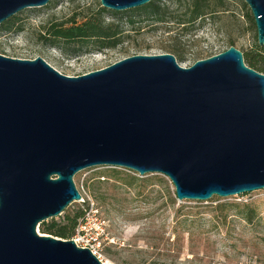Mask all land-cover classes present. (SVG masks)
I'll list each match as a JSON object with an SVG mask.
<instances>
[{"label":"water","instance_id":"water-1","mask_svg":"<svg viewBox=\"0 0 264 264\" xmlns=\"http://www.w3.org/2000/svg\"><path fill=\"white\" fill-rule=\"evenodd\" d=\"M51 1L0 0V25ZM244 1L264 46V0ZM101 165L164 174L180 200L264 189V73L234 45L188 67L136 54L78 76L0 53V264H106L38 231L82 199L74 176Z\"/></svg>","mask_w":264,"mask_h":264},{"label":"rangeland","instance_id":"rangeland-1","mask_svg":"<svg viewBox=\"0 0 264 264\" xmlns=\"http://www.w3.org/2000/svg\"><path fill=\"white\" fill-rule=\"evenodd\" d=\"M171 5L175 15L184 11L178 3ZM100 7L101 0H52L42 7L26 8L14 20L17 30L9 32L0 25V53L24 59L41 56L60 72L78 76L128 56L172 51L188 67L226 50L232 41L240 50L250 49L257 33L248 16L249 5L244 0H225L219 9H228L226 12L220 10L209 15L205 23L197 22L188 28L175 21L155 20L142 11L106 12L104 18L113 22L120 38L113 48L99 49L92 44L80 48L66 41L52 43L49 32L54 23L71 25L73 18L81 23ZM113 168L140 177H160L164 182L148 186L140 194L139 186L102 176ZM97 177L105 180H96ZM74 180L82 199L72 202L62 215L46 221L64 220L67 211L74 213L78 209H84L85 214L97 212L111 238L102 249L106 264H264V189L229 197L215 195L208 201L180 200L172 181L164 174L140 175L132 169L106 165L83 169ZM168 189L176 198L175 203ZM225 201H254L260 205L262 219L247 224L231 214L228 223H221L215 218L214 207ZM188 206L193 209L191 215L203 224L201 235L191 236L185 230L182 220L190 216ZM92 227L98 226L92 223Z\"/></svg>","mask_w":264,"mask_h":264},{"label":"trees","instance_id":"trees-1","mask_svg":"<svg viewBox=\"0 0 264 264\" xmlns=\"http://www.w3.org/2000/svg\"><path fill=\"white\" fill-rule=\"evenodd\" d=\"M169 3L160 1V0H151L149 3L130 9L129 11H116L108 9L106 7H100L97 12H92L86 16V19L81 23H78L76 18L70 19L72 21L71 25H67L64 22L54 23L51 26L49 34L52 36L51 41L53 44H58L60 41H66L69 44H76L82 48L84 45L88 47L92 44L94 47L99 49H107L116 47L120 38L118 32L114 28L113 22H107L104 18L106 12L113 13H127V12H136L142 11V13L158 21H175L178 24H183L187 26H195L197 22L205 23L209 15H214L218 11H227L228 9H219L220 6L225 5V0H216L214 4L211 3V0H169ZM172 2L178 3L181 5V9H184L182 13H176L171 10ZM250 20L253 21L254 26L257 29L256 22L253 16L252 11L248 12ZM17 18V14L7 19L2 23L1 27L6 29L9 32L17 30V27H14V20ZM175 18V20H172ZM19 28V27H18ZM20 30V29H18ZM234 45L232 41L230 46ZM244 53V59L247 65L253 67L254 69L264 73V46H261L258 41V33L255 35V39L250 49H242ZM178 59L175 51H172ZM100 176V175H99ZM105 178H113L115 180L121 181L128 186H139L141 188L140 194H142L148 186L155 184H162L164 180L160 177H140L137 174L124 173L120 169L113 168L110 169V172L102 174ZM96 180H105L97 177ZM170 194V199L172 202H176V198ZM188 214L185 219L182 220L186 226V231L191 235H201L203 232V224L197 222L195 216H192L193 209L191 206H188ZM215 211L216 220L221 223H228L229 217L231 214H234L239 219L244 220L247 224H254L256 221L262 219L260 205L254 201H233V202H220L216 205ZM234 211V213H231ZM85 216L84 209H78L74 213L66 212L64 220L58 221L53 219L51 221H44L40 225V229L43 233H50L58 237L65 239L72 238L77 225ZM195 223H197L195 225Z\"/></svg>","mask_w":264,"mask_h":264},{"label":"built area","instance_id":"built-area-1","mask_svg":"<svg viewBox=\"0 0 264 264\" xmlns=\"http://www.w3.org/2000/svg\"><path fill=\"white\" fill-rule=\"evenodd\" d=\"M92 223L97 224L98 227L94 229ZM72 239H74L79 246L90 248L103 261V245L107 241H111L104 227V222L99 218L98 213L93 210L86 213L79 221Z\"/></svg>","mask_w":264,"mask_h":264}]
</instances>
